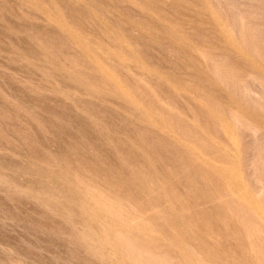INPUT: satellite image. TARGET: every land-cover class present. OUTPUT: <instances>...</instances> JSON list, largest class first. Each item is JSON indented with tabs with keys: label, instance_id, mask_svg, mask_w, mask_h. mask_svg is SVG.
<instances>
[{
	"label": "rangeland",
	"instance_id": "1",
	"mask_svg": "<svg viewBox=\"0 0 264 264\" xmlns=\"http://www.w3.org/2000/svg\"><path fill=\"white\" fill-rule=\"evenodd\" d=\"M0 264H264V0H0Z\"/></svg>",
	"mask_w": 264,
	"mask_h": 264
},
{
	"label": "bare ground",
	"instance_id": "2",
	"mask_svg": "<svg viewBox=\"0 0 264 264\" xmlns=\"http://www.w3.org/2000/svg\"><path fill=\"white\" fill-rule=\"evenodd\" d=\"M237 11V10H236ZM237 15V14H236ZM236 17V16H235ZM239 17V16H238ZM231 22V21H230ZM236 23V21H235ZM241 23V22H240ZM243 23V22H242ZM231 25V24H230ZM233 30V29H232ZM233 32V31H232ZM243 54V53H242ZM238 81V80H237ZM240 89V88H239ZM244 92V91H243ZM246 95V94H245ZM239 131V130H238ZM263 212V211H262ZM256 214V213H255Z\"/></svg>",
	"mask_w": 264,
	"mask_h": 264
}]
</instances>
